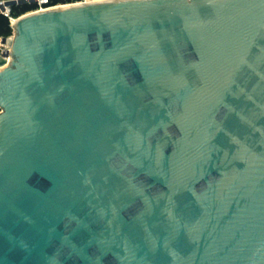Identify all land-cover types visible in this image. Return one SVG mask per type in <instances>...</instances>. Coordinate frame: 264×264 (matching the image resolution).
Returning <instances> with one entry per match:
<instances>
[{"label":"water","instance_id":"1","mask_svg":"<svg viewBox=\"0 0 264 264\" xmlns=\"http://www.w3.org/2000/svg\"><path fill=\"white\" fill-rule=\"evenodd\" d=\"M13 30L0 264H264V0H89Z\"/></svg>","mask_w":264,"mask_h":264},{"label":"built area","instance_id":"2","mask_svg":"<svg viewBox=\"0 0 264 264\" xmlns=\"http://www.w3.org/2000/svg\"><path fill=\"white\" fill-rule=\"evenodd\" d=\"M87 1H89V0H78L76 3L81 4V3H84ZM51 2H52V0H0V15L8 18V20L10 22V28L12 29V34L10 36H8V37L0 36V57H4L7 60V62L10 61V56H9L10 49L7 47L5 40L7 38L13 36V34H14L13 26H14L16 20L19 17L23 16V15H21V16L17 17V16L13 15L12 8L14 6H20V5H25V4L35 5V8L32 11H29L26 13V14H28L31 12H38V11H42V10L56 8L59 6H67V5H71V4H76L73 2V0H70L67 3H58L55 5H53ZM5 54H7V55H5ZM2 67L3 66H0V69Z\"/></svg>","mask_w":264,"mask_h":264},{"label":"trees","instance_id":"3","mask_svg":"<svg viewBox=\"0 0 264 264\" xmlns=\"http://www.w3.org/2000/svg\"><path fill=\"white\" fill-rule=\"evenodd\" d=\"M70 0H52V4H58V3H67ZM35 8V5H20V6H14L12 8V13L14 16H21L26 14L29 11H32ZM12 34V29L10 28V22L8 18L0 15V36L2 37H8Z\"/></svg>","mask_w":264,"mask_h":264}]
</instances>
